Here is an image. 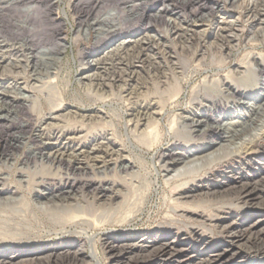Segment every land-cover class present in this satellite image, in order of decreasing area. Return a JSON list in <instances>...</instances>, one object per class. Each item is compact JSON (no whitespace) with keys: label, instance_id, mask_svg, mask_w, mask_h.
<instances>
[{"label":"bare ground","instance_id":"1","mask_svg":"<svg viewBox=\"0 0 264 264\" xmlns=\"http://www.w3.org/2000/svg\"><path fill=\"white\" fill-rule=\"evenodd\" d=\"M159 1L160 7L156 9L155 14L142 12L145 0H108L113 9H110V11H107L103 15L97 12L102 7L100 0L89 1V3L75 2L74 4V7L78 8L77 18L79 19V28L77 31L83 30L82 33L85 38L92 35L93 39L97 40L111 33H115L114 37H118V33L125 31L124 25L127 22L131 20L138 21L145 14L148 19L146 24L141 28V31L136 30L128 33L130 37L143 35L142 37L138 39L134 38L132 44L124 43V41L120 42L117 47H114L111 52H108L94 64L95 72L92 75L86 76L88 83L85 86L88 89L96 87V92L102 91L103 93L104 87L112 86L115 83H122L124 86L128 85V89L125 90L126 94L122 100L130 106L131 117L129 121H132L133 124V131H131L133 133L131 134L137 133L138 136H135L136 142L129 138L133 148L132 151L137 149L141 152V148L138 145H141L147 151L151 150L157 144L159 137L164 136V133L160 130L162 114L168 105L178 100L185 89V86L178 82L182 71L176 72V66L172 65L170 68L172 71V74H169L170 77L167 76L168 74L165 72L164 65L152 59L148 60L146 57L148 48L156 44V38L146 32L148 24L150 22L162 21L164 15L170 14L172 19L171 22L169 20L165 22L166 28L174 37L176 36L179 44L182 43V50L188 51L189 46L186 47L183 45L184 43L200 41L205 36V31H196V26L204 24L212 25L213 23V19L201 14L198 12L199 10L193 13L187 12V14L185 12V15L176 12L173 2L177 0ZM203 1L206 2L208 0H183L182 4L184 7L194 5L199 7L201 4L203 6V3H201ZM231 3L236 4L238 2L233 0ZM211 4L214 5V8L218 7V3L214 0H211ZM55 5V0H1L0 51L3 52L0 55V59L5 58L3 54L9 50L20 52L22 58L14 60L15 62L11 63L14 68H31L34 77L38 78L41 77V73L47 76L56 74L58 65L62 61V55L66 52L65 45H61L58 42V44L53 45V48L36 47L35 45V42L42 40L43 36L42 32H35V26L41 25L45 19H50ZM237 5L241 11L250 15V17H257L256 19L260 20V22L264 21V0H244L240 1ZM6 11L11 12V14L14 12L20 19L12 17L4 19L2 15ZM210 12L212 13V11ZM179 23L183 24L184 27ZM216 25L217 31L213 39L215 43L214 54H217L223 48L229 53L231 50L230 42L233 38H231L230 33H232L234 28L232 25L226 26V23L222 22L216 23ZM81 26H84V28L82 29ZM56 32L60 34V29H57ZM227 32L230 33L228 34ZM204 57L205 55L202 54L200 60H203ZM132 59H136L143 67L147 66L154 80L163 78L162 81H157L160 84V91L157 90L158 101L150 102L149 100H145L142 104L138 102L137 98L146 94L145 91L148 88L144 85V82H139L140 77L137 74V70L134 69V65H131ZM261 62L257 63L255 68L249 66V64L246 65L247 72L261 75L259 77L261 85L258 92H254L257 83L251 84L247 80H244L245 84L235 83L236 85H234L233 83V85L226 87L225 91L214 89L211 85H204L202 95L204 94L203 96L207 97L209 105L200 112L197 109L187 110L186 113H189L192 117H179L181 121H175L176 128L169 127L165 133L171 139L181 136L186 141L196 138L206 139L207 135H211L206 144L194 150H186L184 148L175 150L171 146L169 149L160 151L157 156L158 161H161L160 165L157 166L156 162L153 163V171L151 172L148 170L147 172V168H140L133 160L125 159L126 161L120 164L122 171L127 173L129 171L131 174V178L128 179V194L130 197L127 196L129 199H132L131 201H138L141 197L143 198L140 191L144 189L149 191V189L154 188L156 192L155 187L157 189L160 187L158 180L161 177L158 168H161V171L169 172L174 170L175 166L180 163L184 164L179 167H184L188 163L197 160L187 161L186 158L196 153L204 152L221 141H227L229 150L221 156L219 155V157L215 155L213 158L212 152L204 155L203 157L207 158L212 154L209 164L221 159L222 164L220 162L216 164H220V166L226 165L235 156H249L257 151L259 141L264 138V69ZM141 88H145V91ZM197 93L199 92L197 91ZM29 98L30 95H22L20 98H8L0 95V159H4L2 163L8 171L19 166L18 173L20 178L17 179L18 185L24 184L29 191L30 185L37 181L36 176L41 171L46 169V172L54 166L57 169L61 168L64 170L66 178L62 183H58V193H52L53 195H51L48 192L46 195L42 193L35 195L37 199L45 198L46 202L56 205L57 203L55 202H58L61 206L64 204L63 207L68 208L70 213L68 218L64 220L63 225L65 227L68 225L70 228L80 227L81 230L76 233L79 234V237H84L86 243L84 246L89 250V253L85 254L88 262L103 264L96 248L97 236L95 237V234L91 233L92 230L89 231V229L99 228L100 225L108 222L107 216L104 218L105 214L102 212L109 211L107 204L111 203L113 194L116 193H112V185L103 186L98 183L94 184V186L90 182L85 181L81 186H77L78 182L75 179H70L69 176L86 173V168L95 170L94 167H97V172H103L106 170L108 163L107 157L112 158L115 156L116 161L122 158L118 151L113 148H107L110 146L108 142L106 145L99 146L103 139H105L104 137H100L101 142L98 143L97 141L95 146L90 148V150H84L83 147H86L84 145L80 147L78 145H71V139L76 134L75 128L63 129L57 125L54 127L55 124H45L42 128L41 124H33L32 117L34 114L33 108L28 104ZM236 98L237 100H235ZM223 104L227 107L235 104L236 110L233 107L227 110L221 116L223 121L220 122V115L213 116L212 113L221 106H224ZM41 105L40 103L39 110H36L37 118H40V114H42ZM60 105L58 103L50 106V112L58 110ZM68 113L71 114L70 111ZM83 118L90 122L93 119L99 122L104 119L98 113L94 115L87 114V116L82 115L81 119ZM105 124L110 125L107 122ZM14 130H18L19 133L13 135L12 138H7L9 134L6 137L5 132L12 133ZM60 137L64 140L66 139V141L68 140L67 143L58 141ZM17 152L21 153L16 154ZM82 159L86 160V163H82ZM226 167L232 168L229 164ZM187 172L189 173V170L179 171L171 179L163 180L161 187H168L173 182L184 181L187 178ZM8 178L7 175L0 176V195L10 192L9 188L4 186L5 183H9L8 180L10 179ZM42 179H44L43 176L40 177V181ZM150 179L154 181H149ZM242 179V175L239 176L236 179V184L238 185L228 187L224 191L225 193L216 189L206 190L204 193H194V189L196 188L191 184L180 195L171 199V207L159 223L157 230V234L160 233L159 236L143 237L139 240L128 237L114 241L113 243L115 244L109 241L111 245H108V247L106 245V248L115 258L114 264H245L249 258L255 259L249 264H264V219L256 218L252 222L236 220V217L229 222H226L224 219V215L230 214V212L232 214L236 213V216L240 215L243 212V206L249 200L252 202V206L262 207L264 210V175L258 176L255 181L248 180L247 182H243ZM133 180H135V184L132 183ZM186 184L187 182H183L179 186L182 187ZM83 187L89 189L88 192L91 197L88 196L89 198H87V196L82 195L85 198L80 197L82 198L80 201L75 200L76 197L73 194L74 188ZM224 198H227L228 202H224ZM233 198L236 201H240V203L234 202ZM73 202L75 204H72ZM134 215L133 211L129 212L125 217V224ZM214 228L218 230V233L228 243L222 247L217 245L213 249L207 250L205 247L208 245L206 244L207 238L197 233L198 231L202 232L201 234L206 231L213 233ZM187 233L191 234L193 239H189L187 243H183L182 237ZM145 235L146 233H143L142 236ZM106 239L108 242L109 237ZM14 243H20V241H0V264H17L22 262L25 264H79L84 259L82 249H72L70 245L57 247L42 244L39 247H34L38 249L36 253L29 254L31 253L30 251H25L26 253L19 254V248H12L10 246V244ZM240 246L244 248V251L239 250ZM188 250H191L193 255ZM8 251L10 254H7ZM22 257H26V259H22L23 261L17 260Z\"/></svg>","mask_w":264,"mask_h":264},{"label":"rangeland","instance_id":"2","mask_svg":"<svg viewBox=\"0 0 264 264\" xmlns=\"http://www.w3.org/2000/svg\"><path fill=\"white\" fill-rule=\"evenodd\" d=\"M55 1L56 5L54 6L50 19H45L41 25L35 26L36 33H43L42 40L36 41L35 45L36 47L48 48H53V45L58 43L65 45L66 52L62 55V61L58 65L56 74L47 76L41 73V77L38 78L34 77L31 68H14L11 63H14V60L22 58V55L20 52L9 50L3 54L5 58L0 59V93H3L0 95H4L8 98H20L22 95H30L28 104L33 108L34 116L32 117V123L35 125L41 124L42 128L45 124H55L54 127L57 125L63 129L75 128L76 134L74 138L71 139L72 146L78 145L80 147L84 145L86 146L83 147L84 150H90V148L95 146L97 141L98 143L101 142V139H99L100 137H104L105 139H103L99 146L106 145L108 142L110 146L107 148H113L120 154L122 159H118L117 161L115 160V156L106 158L108 163L106 165V170L103 172H97V167H94L95 170L86 168V173L69 176L70 179H75L76 182H78L77 186H81L85 181L93 185L98 183L103 186L112 185V193H116L113 194V199L110 201L111 203H109V205L107 204L109 211L102 212L105 214L104 218L107 216L108 222L100 225L99 228H93L94 230L89 229V231L92 230L91 233L95 234V237L97 236L96 248L103 264L115 263V258L106 248V245L107 247L111 245L110 242L115 244L113 243L114 241L126 239L128 237L139 240L143 237L159 236L160 233L157 234L159 223L163 220V216L171 207V199L180 195V193L189 188L191 184L196 188L194 189V193H204L206 190L210 189H216L225 193L224 191L228 187L238 185L236 184V179L241 175L243 177V182H247L248 180L255 181L258 176L264 175V144H262L264 143V138L259 141V147L254 154L249 156H235L232 160L228 161L226 165L220 166V164H222L221 159L220 161H214V163L212 162L209 164V159H212V156L213 158L215 155L219 157V155L221 156L224 152L229 150L228 143H226L227 141H221L204 152L196 153L186 158L187 161L197 160L188 163L184 167H179L184 164L180 163L175 166L176 169L174 168V170L169 172L161 171V168H158L161 175L158 180V185H160V187L157 189V187L153 185L156 192L154 188L149 189V191L146 189H144L145 191H140L143 198L141 197L138 201H131L132 199H129L128 179L131 178L130 172L128 171L127 173L120 169L121 163L126 160H133L140 168H147L146 171L148 170L151 172L153 171V163L156 162L155 164H157V166L160 165L159 163L161 161L159 162L157 159L160 151L169 149L171 146L175 150H180L181 148L194 150L206 144L211 135H207L206 139L196 138L186 141L184 137L178 136L171 139L165 134L169 127L173 129L174 127L176 128L175 121H181L179 117H192V115L186 113L187 110L197 109L199 110L198 112H200L209 105L207 97L203 96L204 94L202 95V88L204 85H211L214 89L225 91V88L233 85V83L234 85H236L235 83L245 84L244 80H247V82L251 84L257 83L254 92L256 93L259 91L261 85L259 77H261V75L247 72L246 65L249 64V66L255 68V65L263 60L261 63L264 69V21L260 22V20L256 19L257 17H250V15L237 7V4L244 0H236L238 2L236 4L231 3L233 0H214L218 3L217 8H214V5L211 4V0L201 2L203 6L201 4L199 7L195 5L184 7L182 4L183 0L173 2L175 11L181 15L199 10L198 12L201 14L213 19L212 25L204 24L202 26H196V31H205V36L200 41L184 43L183 45L186 47L189 46L188 51L182 50V43L179 44L176 36L174 37L166 28L165 22L168 20L171 22L172 19L170 14L164 15L162 21L150 22V25L148 24L146 32L156 38V44L148 48L146 57L148 60L152 59L164 65L165 72L168 74H166L167 76L172 74L170 70L172 65L176 66V72L182 71L179 75L178 82L182 83L185 89L178 100L168 105L165 112L162 114L160 130L164 133V136L159 137L157 144L151 148V150L147 151L144 147L138 145V147L141 148V152L137 149L132 151L133 148L130 142V140L136 142L135 136H137V133L131 134L133 133L131 132L133 131V124L132 121H129L131 117L129 111L130 106L127 105V102L122 100L126 94L125 90L128 89V85L124 86L122 83H115L112 86L104 87L103 93L102 91L96 92V87L88 89L87 86H85L88 83L86 76L92 75L93 72H95L94 64L108 52H111L114 47H117L120 42L124 41V43L132 44L134 38L138 39L143 36L135 35L134 37H130L128 33L136 30L141 31V28L148 21L146 14H155L156 9L160 7V1L145 0L142 8V12L146 13L145 16L138 21L131 20L127 22L124 25L125 31L118 33V37H114L116 34L111 33L97 40L93 39L92 35L85 38L82 33L83 30L77 31L79 28V19L77 18L78 8L74 7L75 2L89 3V1L91 2L93 0ZM100 2L102 3V7L97 11L100 15L113 9L108 0H100ZM210 11H212V13ZM2 17L4 19L9 17L20 19L14 12L11 14L9 11L4 12ZM219 22L226 23V26L232 25L234 28L232 33L227 32L231 34V38L233 37L230 42L231 50L229 53L223 48L220 52L214 54L215 43L213 39L217 31L216 23ZM179 24L184 27L183 24ZM81 28L83 29L84 26H81ZM57 29H60V34L56 32ZM2 52L3 51H0V55ZM186 52H188V54H186ZM202 54L205 55V57L203 60H200ZM131 63V65H134L133 67L137 70V74L140 77L139 82H144V85L148 88L146 91L144 90L145 88H141L146 94H143L145 96H139L137 98L138 102L142 104L145 100H149L150 102L158 101L157 92L160 91V84H158L157 81H162L163 78L154 80L148 67H143L136 59H132ZM197 91L199 93H197ZM237 98L235 100H237ZM40 103L42 104L41 119L36 117V110H39ZM58 103L61 104L60 108L55 112H50V106ZM232 107L236 110L235 104L230 107L226 105L221 106L219 109H216L212 115H220L221 122L223 121L221 116ZM68 111H70L71 114H69ZM96 113L104 117L103 121L99 122L93 119L90 122L84 119L85 117L81 119L82 115L87 116V114L94 115ZM210 121L213 122L211 119ZM106 122L110 123V125L105 124ZM5 133L6 137L9 134L7 138H12L13 135H17L19 131L14 130L12 133ZM58 141L67 143L68 140L66 141V139L64 140L60 137ZM209 152H212L213 155L211 154L212 156L209 155V158H204L203 156ZM19 153L21 152H17L16 154ZM3 161L4 159L1 158L0 176L7 175L9 177V183H5L4 186L9 188L10 192H5L0 195V241H20V243L10 244L12 248H19V254H24L26 253L25 251H30L31 253L29 254L36 253L38 249L34 247H39V245L41 246L42 244L57 247L70 245L72 249H82L84 252V259H82L83 261H80L79 264H92V262H88V258L85 256V254L89 253V250L84 246L86 244L84 237H79V234L76 233L81 230L80 227L70 228L68 225H66V227L63 225L64 220L68 218L70 213L68 208L65 206L63 207L64 204L62 206L60 203L58 204V202H55L57 205L51 204L50 202H46L45 198L37 199L36 197V195L40 193L43 195H46L48 192H50L51 195L58 193V183H62L66 178L64 170L61 168L57 169L54 166L49 168L46 172V169L43 170L44 172L41 171V173L36 176L37 181L30 185L29 191L24 184L18 185L17 179L20 178L18 173L19 166L11 170L9 169L8 171L6 166L2 163ZM81 161H83L82 163H86L84 159ZM219 162L220 164H216ZM228 164L231 165L232 168H227L226 166H228ZM188 170L189 173L187 172V178L184 181L173 182L169 184L168 187H161L163 180L171 179L177 175L179 171L183 172ZM42 176L44 179H47H42L40 181V177ZM149 181L154 180L150 179ZM183 182H187V184L180 187V183ZM132 183L135 184V180H133ZM49 185L51 186L49 187ZM88 190L89 189L84 187L74 188L73 194L76 197L75 200L80 201V199L86 196L87 198L91 197ZM82 195H85V197H82ZM227 198H224V202H228L226 200ZM232 200H235L234 202H238V204L240 203V201H236L235 198ZM72 204H75V202ZM262 210V207L252 206V202L249 200L243 206V212L240 215L236 216V213L232 214V212H230V214L224 215V219L226 222H229L236 217V220L252 222L256 220V218L264 219V210ZM132 211L135 214L134 217L125 224V217ZM143 233H146V235L142 236ZM201 233L202 232L198 231L197 234L207 238L206 244L208 245L205 246L207 250L213 249L217 245L222 247L228 243L215 228L213 229V233H208V231L204 232L205 234ZM107 237H109L108 242L106 239ZM182 238L183 243H187L189 239H193L189 233L185 234ZM239 250L244 251V248L240 246ZM188 252L193 255L191 250H188ZM7 254H10V252L8 251ZM22 259L25 260L26 257L17 260L23 261ZM253 260L255 259L249 258L246 260L245 264H249ZM17 264L25 263L22 262Z\"/></svg>","mask_w":264,"mask_h":264}]
</instances>
